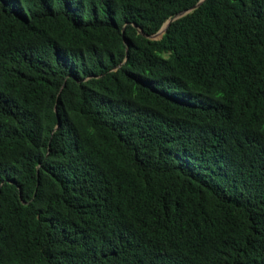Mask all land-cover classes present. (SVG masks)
Returning <instances> with one entry per match:
<instances>
[{"label":"trees","instance_id":"obj_1","mask_svg":"<svg viewBox=\"0 0 264 264\" xmlns=\"http://www.w3.org/2000/svg\"><path fill=\"white\" fill-rule=\"evenodd\" d=\"M197 1L0 0V264H264V0Z\"/></svg>","mask_w":264,"mask_h":264},{"label":"water","instance_id":"obj_2","mask_svg":"<svg viewBox=\"0 0 264 264\" xmlns=\"http://www.w3.org/2000/svg\"><path fill=\"white\" fill-rule=\"evenodd\" d=\"M201 0H198L196 3H194L193 5H191L189 8H193L195 7ZM187 8V9H189ZM187 9L184 10H180L178 12H176L173 16H171L170 18L166 19V21H164V23L159 27V29L157 31H155L154 33L148 35L149 37H159L161 35V33L163 32L164 28L166 27V25L169 23V21L174 18L177 17L178 15L182 14L183 12H185ZM139 32H141L140 29H138ZM142 33V32H141Z\"/></svg>","mask_w":264,"mask_h":264}]
</instances>
